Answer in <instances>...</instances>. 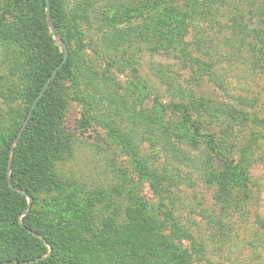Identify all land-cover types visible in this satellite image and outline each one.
I'll return each mask as SVG.
<instances>
[{"label": "rangeland", "instance_id": "rangeland-1", "mask_svg": "<svg viewBox=\"0 0 264 264\" xmlns=\"http://www.w3.org/2000/svg\"><path fill=\"white\" fill-rule=\"evenodd\" d=\"M193 1L205 5L201 12L215 29L209 31V35L218 46L213 49L217 55L213 50L212 54L201 53L203 45L196 32L189 31L183 41L194 44L195 55L213 66L212 73L222 85L220 88L211 82L197 80L194 75L196 65L188 64L184 68L181 60L174 56L173 46L169 47L170 51L164 47L156 49L152 40L141 38L144 32L140 27L146 22V13L158 17L173 3L180 5L184 12ZM17 2L0 0V28L6 25L5 31L26 38L31 33L33 15L37 13L30 10L27 3L18 6ZM62 2L59 29L55 28L50 15V0L49 18L46 3L48 31L63 59L64 55L67 61L71 57L75 61H80L79 56L83 59L87 68L84 73L87 77L82 80L87 95L83 97L93 102L94 109L102 108L106 118L110 115L108 121L122 132H129V128L138 123L140 132L135 138L134 149L150 169L170 178L160 187L162 192L155 193L148 183L139 179L129 156L111 141L105 127L92 123L88 129L82 128V106L75 100L78 92L66 82L61 86L68 95V105H61L64 110L62 121L75 136L73 154L64 165L70 179L83 185L86 192H109L127 184L126 190L133 189L147 207L155 206L156 210L159 207L161 213L170 211L180 225L206 247V258L211 264H264V58L257 54L262 59L256 57L250 63L248 53L243 52L238 60L232 61L223 45L224 33L218 30V27L236 29L241 20L250 26V11L255 13L264 0ZM183 12L172 14V24ZM227 28L222 31H228ZM76 32L83 37L84 46L79 49L74 44ZM134 36L137 40L130 44ZM1 50L0 165L4 158L3 144L12 139L8 166V181L12 185L14 153L31 121L35 102L30 101L33 81L26 77L24 70L13 72L4 56L11 52L7 47L3 52ZM171 85L190 91L197 101L179 100ZM115 94L124 100L113 101L114 106L108 111L105 105L112 102L109 98ZM174 101H179L183 111L164 108ZM189 111L197 128L187 121ZM56 114L54 111L52 116ZM240 164L249 174L250 191L240 192L239 187L232 185L231 191L225 193L223 179H229L225 173L229 167ZM241 195L247 197L248 206L241 210H226L225 200L233 206L240 201ZM0 206L6 207L1 191ZM31 207L19 217L22 226ZM218 220L229 225L223 234L219 232L220 228L213 231V222ZM34 237L41 238L38 234ZM22 243L26 245L12 228L0 222V261L3 264L12 258L23 257L25 246ZM183 245L188 247L189 244L184 241Z\"/></svg>", "mask_w": 264, "mask_h": 264}, {"label": "trees", "instance_id": "trees-1", "mask_svg": "<svg viewBox=\"0 0 264 264\" xmlns=\"http://www.w3.org/2000/svg\"><path fill=\"white\" fill-rule=\"evenodd\" d=\"M24 2L30 10L37 13L33 15L34 23L30 35L26 38H23L22 34L13 35L5 31L6 25H2L0 49L7 47L11 52L9 56L4 53V56L13 72L24 70L26 77L33 81L30 98L33 104L39 99L55 69L62 64L63 56L48 31L46 0H18V6H22ZM62 6V0H50V15L56 29L60 28L62 22ZM202 7L205 5L193 1L187 6L189 9L183 12L184 9L180 5L173 3L170 8L162 10V15L158 17L146 13V22L140 27L144 32L141 38L152 40L156 49L164 47L170 51L169 47L173 46V52L176 50L174 56L181 60L184 68H187L188 64L196 65L194 75L197 80L202 83L211 82L220 88L222 85L212 73L213 66L195 55L196 46L192 48L194 44L188 45L183 41L186 34L192 31L200 35L202 54H212L214 48L218 49V46L214 45L215 39L209 35V31L215 29L212 22L207 20L206 14L201 12ZM175 11L183 13L172 24L171 17L176 14ZM250 12V26L242 20L238 22L236 29L217 26L219 32L224 33L223 45L232 61L234 58L238 60L243 52L248 53L247 60L250 63L255 60L257 54L264 58V3L259 4L255 13L252 10ZM223 28L228 31H222ZM76 33L74 44L79 49L84 46L83 37L81 33ZM130 40L132 43H128L133 44L137 37L134 36ZM80 50L77 51L82 52ZM214 52L217 55V52ZM79 60L69 58L57 76L51 79L45 96L38 101L14 153L13 187L8 181L9 154L13 141L11 139L3 144L0 191L6 207L0 206V222H5V226L12 228L26 244L22 243L25 246L23 257L12 258L7 264H211L206 258V247L181 226L170 211L161 213L159 207L158 210L155 206L147 207L136 197L133 189L126 190L127 184L123 183L121 189L119 187L109 192H86L83 185L70 179L64 165L73 154L75 136L62 121L64 110L61 105H68V95L66 89L61 86L66 82L78 92L75 100L82 106V128L88 129L92 123L105 127L111 141L121 148L123 154L129 156L133 171L139 179L148 183L155 193L162 192L160 187L170 179L167 175L150 169L134 149L135 138L140 132L138 123L130 127L129 132H122L108 121L110 115L106 118L102 108L94 109L93 102L83 97L87 95L82 87L85 85L82 80L87 77L84 75L87 68L81 56ZM136 84L134 82L133 85L136 87ZM178 84L182 85L181 81H178ZM171 88L179 100L197 101L190 91L181 86L171 85ZM142 89L149 90L146 87ZM145 93L149 96L148 91ZM109 99L112 102L108 101L105 105L108 111L114 106L113 101L124 100L118 94L110 96ZM101 101L106 102L104 99ZM164 108L173 112L183 111L179 101H174ZM54 111L58 115L53 117ZM189 114L187 121L191 127H195L193 115L190 111ZM196 133L200 136L198 131ZM248 175L246 168L241 164L229 167L225 173L229 179H223L225 193L231 191L232 185L239 187L240 192H249L251 182ZM246 198L241 195L240 201L233 206L225 200V205H228L226 210L245 209L248 206ZM29 207L31 210L23 218L22 226L19 217L28 211ZM213 223V231L220 228L221 234L229 228L222 220ZM34 234L41 238L34 237ZM184 241L189 244L188 247L183 245ZM0 264L3 262L0 261Z\"/></svg>", "mask_w": 264, "mask_h": 264}, {"label": "water", "instance_id": "water-1", "mask_svg": "<svg viewBox=\"0 0 264 264\" xmlns=\"http://www.w3.org/2000/svg\"><path fill=\"white\" fill-rule=\"evenodd\" d=\"M46 3H47V15H48V18H49V0H46ZM49 24L51 25L50 22H49ZM51 27H52V26H51ZM66 62H67V56L64 55V59H63L62 64H61V65H60V66H59V67L53 72L52 77L55 76V74H57V72L61 69V67H62ZM51 79H52V78H51ZM51 79H50V80L48 81V83L45 85V87H44V89H43V91H42V93H41L39 99L35 101V105H34V107H33V110L36 108V105H37L38 101H39L40 99L43 98V95H44V93H45V91H46V89H47V86L49 85ZM33 110H32V111H33ZM10 186H12L11 183H10ZM30 202H31V200H30ZM26 212H27V211H26Z\"/></svg>", "mask_w": 264, "mask_h": 264}]
</instances>
